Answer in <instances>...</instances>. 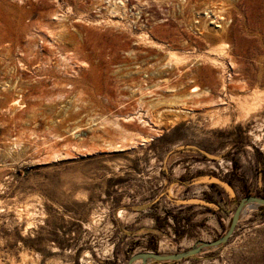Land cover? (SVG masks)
Instances as JSON below:
<instances>
[{"label":"rangeland","instance_id":"rangeland-1","mask_svg":"<svg viewBox=\"0 0 264 264\" xmlns=\"http://www.w3.org/2000/svg\"><path fill=\"white\" fill-rule=\"evenodd\" d=\"M108 1L0 0V264L186 251L264 198V0H142L122 27ZM219 5L231 18L210 23ZM253 206L225 245L147 264H264Z\"/></svg>","mask_w":264,"mask_h":264},{"label":"bare ground","instance_id":"bare-ground-1","mask_svg":"<svg viewBox=\"0 0 264 264\" xmlns=\"http://www.w3.org/2000/svg\"><path fill=\"white\" fill-rule=\"evenodd\" d=\"M89 1L91 3L89 4L88 10L89 9H96V8L100 7V4L99 3L102 2L103 0H89ZM141 1L142 0H134V3L133 4H130L129 1H125V0H109L107 2L106 6L104 7V12L105 13L110 12L111 14H113V15L116 16L115 21H112V20L110 21L109 20V23H112V24H115V25L121 26V27H122V25L124 26L123 20L126 17L125 16V10H126V8L128 7V9L130 8V10L132 9V10H135V11L140 10V8H142ZM180 1H184V0H180ZM94 5H96L97 7H94ZM219 6L220 7H219V10H218V15L216 17H214L215 21H212L210 23H218V20L219 19L225 21L226 19H230L231 18L229 16L230 15V12L227 9V7L225 5H219ZM95 12H96V10H95ZM81 17H83V16H78V18H81ZM142 23H141V21H139L138 26L139 27H142ZM205 26H206V24H205ZM125 27H127V26H125ZM125 27H124V29H125ZM214 27L217 28V27H221V26L219 24H217ZM225 28H226V26H225ZM223 31H224V28H223ZM217 34H220V33H217ZM138 39L140 41L142 40L143 42L146 40L147 43H150V44H153V45H158V43L155 42L151 37H149V36L148 37H145V36H143L142 33L138 36ZM226 47H227L226 43L223 42V41H221L216 47H214V48H212L210 50L212 52L210 55H214V56L213 57H210L209 55H204V58H206L212 64L222 65V63H220L218 61V59H221V58L224 57V54H225L224 50H226L225 49ZM168 52H169L170 61H174L176 63H182L183 61H186L188 59V57L181 56V55H177L175 52H170V51H168ZM3 89L6 90V87L3 88ZM198 91H200V88H198L196 86L192 90H190L191 93L198 92ZM262 96L263 95L261 93H258L257 92L255 94H253V96L251 97V99H249V100L243 99V100L239 101L238 104H237V106H238V109H240L241 116L242 117H245V116L247 117V115L251 111H254L257 108H260V106L262 107L263 106L262 105V101H263V97ZM18 100L20 101V100H22V98L21 99H18ZM183 103H185V102H183ZM14 105H17V104H14ZM184 105H189V103H186ZM175 111L178 112V113L179 112L180 113H182V112L185 113L186 112L184 108H181V106L177 107V110H175ZM226 121H227V118L226 117L221 118L220 116H217V117H215L214 122L212 124H214L216 126V125H218V124H220L222 122L225 123ZM147 140H148V138H147ZM141 142L144 143V142H146V140L145 139H142ZM118 147H121V146H118ZM252 207H254V206L253 205L245 206L243 208L241 214L242 213H245L246 210H248V209H250ZM135 264H139V262H136Z\"/></svg>","mask_w":264,"mask_h":264},{"label":"water","instance_id":"water-1","mask_svg":"<svg viewBox=\"0 0 264 264\" xmlns=\"http://www.w3.org/2000/svg\"><path fill=\"white\" fill-rule=\"evenodd\" d=\"M250 205L264 207V198L247 196L240 199L232 214L228 229L226 230L224 235H222L218 239H215L213 241H201L186 251H179L171 254H159L149 251L136 253L128 259L127 264H135L136 262H139V264H147L149 262H178L189 259L199 254L200 252L221 247L225 245L233 235L243 208Z\"/></svg>","mask_w":264,"mask_h":264},{"label":"trees","instance_id":"trees-1","mask_svg":"<svg viewBox=\"0 0 264 264\" xmlns=\"http://www.w3.org/2000/svg\"><path fill=\"white\" fill-rule=\"evenodd\" d=\"M261 209H264V207H260Z\"/></svg>","mask_w":264,"mask_h":264}]
</instances>
